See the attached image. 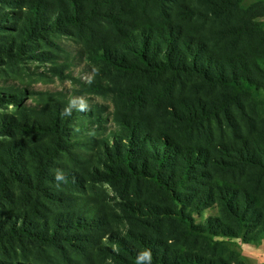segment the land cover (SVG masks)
Wrapping results in <instances>:
<instances>
[{
  "label": "trees",
  "instance_id": "16d2710c",
  "mask_svg": "<svg viewBox=\"0 0 264 264\" xmlns=\"http://www.w3.org/2000/svg\"><path fill=\"white\" fill-rule=\"evenodd\" d=\"M202 1L225 20L217 31L219 38L228 40L229 47L224 54L182 23L151 17L143 5L138 8L130 0H56L52 7L41 0L29 2L19 31L26 39L37 30L57 31L61 22L81 26L92 46L89 55L111 67L122 71L143 70L150 79L164 76L171 84L196 76L209 86L225 90L223 98L212 101L200 94L193 99L181 97L177 102H170L169 113L197 126L211 123L213 119L223 126L225 120L233 131V139L214 150L201 145H182L172 133L158 128L152 117L143 112V86L128 94L129 106L140 104L139 112H135L128 110L124 102L123 105L118 102L119 93L115 87L92 79L79 91L104 97L114 95L115 108L109 114L116 129L99 138L94 133H85L94 124L98 127L96 132L105 130L109 121L108 107L96 103L76 124L80 114L71 96L53 102L34 125H17L24 131L39 130L42 135L51 137L56 145L50 156L48 153L40 159L39 175L33 182L20 156L21 145L9 144L5 153L8 175L0 171V206L7 195H12L10 187L19 184L25 188L23 199L26 202L33 208L41 202L47 211L39 216L40 222L33 219L34 214H23L17 220L2 219L1 242L27 241L41 249L69 247L76 249L82 257L75 264H92L93 242L108 228L109 220L99 205L90 204L87 198L66 196L65 190L61 189L71 190L83 184L86 175L91 173L89 167H92L87 150L95 148L103 155V158L99 156L103 170L96 169L98 176L94 173L93 179L124 184L152 180L166 191L173 206L164 208L162 217L174 214L185 227L183 233L194 239V244L204 241L209 246L207 242L213 235L240 237L244 233L242 237L247 243L264 236V200L259 198L257 189L252 188L254 182L238 178L239 172L253 170L254 180L259 186L262 184L264 143L254 134V122L246 131L242 130L232 109V105L241 103L242 94L264 91V27L257 20L259 9L264 6L259 4L262 7L257 5L258 12H252V7L242 8L239 0ZM4 47L10 49L11 45ZM22 90L7 88L5 94H0V105L18 104ZM5 125H9L8 122L1 121L0 134L5 132ZM68 133H72L70 140L66 138ZM80 134L84 139L79 138ZM81 146L86 152L76 153ZM59 147L70 149L83 158V164L53 171L50 162ZM33 195L34 200H30ZM60 201L63 204H59ZM215 203L219 204L224 218L209 217L206 222L196 224L192 211ZM49 204L59 206L65 212L56 214L49 209ZM26 206L29 211L30 207ZM188 207L193 210L186 212ZM251 232L253 236L247 237ZM116 234L119 252L114 255L118 261L127 263L131 257L133 264H231L223 255H217L215 248L212 254L202 251L173 254L151 238L138 237L140 246L150 254L142 258L132 241Z\"/></svg>",
  "mask_w": 264,
  "mask_h": 264
},
{
  "label": "rangeland",
  "instance_id": "374dc122",
  "mask_svg": "<svg viewBox=\"0 0 264 264\" xmlns=\"http://www.w3.org/2000/svg\"><path fill=\"white\" fill-rule=\"evenodd\" d=\"M30 1L0 0V26H4L0 29V94H5L7 92L5 90L9 87L23 89L18 104L0 105V123L7 121L9 124L5 125V132L0 134V171L5 175H8L5 153L9 144L16 142L21 145L20 156L33 182L36 180L39 175L37 167L40 159L47 157L48 153L50 156L56 144L51 141V137L39 133V130L24 131L17 125H34L56 100L72 97L80 114L76 118V124L79 123L80 117L87 116L86 112L96 103L108 107L109 121L105 124V130L96 132L98 127L94 124L90 125L85 133H94L99 138L116 129L109 114L115 108L114 95L104 97L79 91L82 90L84 83L92 79H100L115 87L119 93L118 102L122 105L124 102L128 110L135 112H139L140 104L129 106L131 103L128 94L133 89L139 87L142 89L143 86L144 101L141 107L144 109L143 112H147L152 117L158 128L172 133L175 140L182 145H201L206 149L214 150L216 146L233 139V131L228 128L225 120L223 126L215 119L211 123L197 126L179 120L169 113L170 102H177L181 97L193 99L200 94L206 100L212 101L223 98L225 90L209 86L196 76L185 77L182 81L171 84L164 76L150 79L143 70L122 71L111 67L89 55V48L92 46L81 26L61 22L57 31L37 30L26 39L27 37L25 38L19 31ZM41 1L46 5L49 4L50 7L56 2V0ZM130 1L138 8L143 5L151 17L182 23L195 34L202 35L208 44L220 53L224 54L223 51L229 47L228 40L219 38L217 33L225 23L224 18L216 15L202 0ZM239 3H242V8L252 7V12H258L257 5L264 6V0H239ZM259 10L260 15L257 20L264 27V9ZM8 44L11 45L10 49L4 47ZM18 93L16 90V94ZM232 109L242 130L246 131L249 124L254 122L256 128L254 134L263 144L264 91L242 94L241 103L232 105ZM68 127L71 128L70 125ZM66 138L72 139V133H68ZM79 138L84 139L82 134ZM85 150L86 148L81 146L76 153L83 154ZM87 152L92 164V167H89L91 173L86 175L80 187L61 190H65L66 196L72 194L71 196L87 198L90 204L99 205L104 211L105 218L109 220L108 228L100 232L101 235L93 242L92 264H133L130 261L131 257L126 263L118 261L114 255V252H119L117 247L119 236L116 233L132 241L134 248L142 254L146 251L138 243L136 239L138 237L151 238L160 247L164 246L168 253L202 251L212 254L215 248V253L223 255L231 264H264L261 257L253 254L256 249L264 251V236L261 235L256 242L247 244L242 237L244 233L240 237L213 235L210 237L211 241L207 242L209 246L204 241L196 245L194 239L183 233L185 227L174 214L170 217H162L161 212L164 208L172 204L163 188L158 187L152 180L132 181L128 184L96 181L93 179V174L98 176L95 170H103L102 159H99V156L103 158V155L98 148ZM82 160L84 159L73 154L70 149L59 147L50 164L55 171L73 164L82 165ZM246 171L239 172L238 178L254 182L252 188L257 189L259 198L264 200V177L259 186L254 180L256 179L254 171ZM23 192L25 188L19 184L10 187L12 195H7L0 206V222L6 217L17 220L23 214H34L33 219L40 222L39 216L47 211L46 206L39 202L37 208H33L30 202L23 199ZM34 198L33 195L30 200ZM59 204L63 203L60 201ZM26 205L30 207L29 211ZM170 207L173 208L172 205ZM51 208L56 214L65 212L63 208L49 204V209ZM190 210L193 209L186 208V212ZM191 215L196 224L206 222L209 217L224 218L217 203L210 207H202L199 211L195 209ZM247 235V237L253 236V232ZM75 250L69 247L58 250L50 247L41 249L35 243L27 241L23 243L0 241V264H75L74 262L82 258Z\"/></svg>",
  "mask_w": 264,
  "mask_h": 264
},
{
  "label": "crops",
  "instance_id": "0c3cea01",
  "mask_svg": "<svg viewBox=\"0 0 264 264\" xmlns=\"http://www.w3.org/2000/svg\"><path fill=\"white\" fill-rule=\"evenodd\" d=\"M263 243V242H262ZM248 244V243H247ZM258 249H256L254 252H253V254H254V256L256 255V256H259V257H261L260 259H261V261H264V251L262 250V252H261V249H259V251H257Z\"/></svg>",
  "mask_w": 264,
  "mask_h": 264
},
{
  "label": "clouds",
  "instance_id": "9594fccd",
  "mask_svg": "<svg viewBox=\"0 0 264 264\" xmlns=\"http://www.w3.org/2000/svg\"><path fill=\"white\" fill-rule=\"evenodd\" d=\"M59 178H60V177H58V179H59ZM149 255H150V254H149L148 252H145V253L142 254V258H143V257H149Z\"/></svg>",
  "mask_w": 264,
  "mask_h": 264
}]
</instances>
